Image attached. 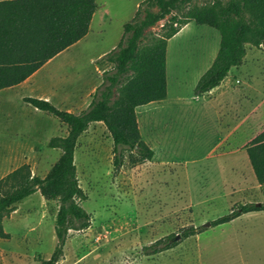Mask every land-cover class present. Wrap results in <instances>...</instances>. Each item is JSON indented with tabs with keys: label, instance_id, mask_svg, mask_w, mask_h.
<instances>
[{
	"label": "rangeland",
	"instance_id": "rangeland-1",
	"mask_svg": "<svg viewBox=\"0 0 264 264\" xmlns=\"http://www.w3.org/2000/svg\"><path fill=\"white\" fill-rule=\"evenodd\" d=\"M143 1L96 0L88 34L32 75L26 84L30 90L13 92L11 114H23L17 100L20 93L48 95L57 108L74 113L87 108L105 72L113 68L111 59L121 51L118 44L124 25ZM203 1L195 0L192 5ZM168 18L146 29L141 43L159 34ZM219 42L217 30L196 23L169 42L168 96L136 108L141 138L153 150L151 160L134 163V155L120 147L123 163L116 168L113 140L102 122L91 123L78 138L77 178L87 195L79 204L91 221L82 231L68 232L58 264H264V211L204 226L240 204L264 203V187L250 182L243 165L246 182L222 177L220 137L229 122L217 105L218 93L194 96L196 77ZM250 67L258 86L264 75V54ZM39 113L34 114L40 125L36 123L33 143L18 146L26 158L20 155L9 174L22 168L31 176L45 177L61 155L60 149L48 147V141L66 136L67 127L52 114ZM8 182L6 190L10 189ZM57 210L58 202L46 200L39 192L17 203L3 221L9 236L0 238V264H40V259H48L56 244ZM191 226L203 229L182 238L183 230ZM172 235L179 239L176 245L152 251L157 241Z\"/></svg>",
	"mask_w": 264,
	"mask_h": 264
},
{
	"label": "trees",
	"instance_id": "trees-1",
	"mask_svg": "<svg viewBox=\"0 0 264 264\" xmlns=\"http://www.w3.org/2000/svg\"><path fill=\"white\" fill-rule=\"evenodd\" d=\"M144 0L133 19L124 25L118 44L119 55L111 59L113 68L104 74L88 107L80 113L56 108L36 97L23 100L36 109L52 114L68 133L51 137L48 147L61 150L45 177L31 176L22 168L0 180V238H8L3 221L15 205L35 192L46 200L57 201L55 248L40 264H58L70 230L89 227L90 214L79 204L87 200L77 178L75 148L78 138L94 122H102L113 140L114 166L120 167L129 150L134 163L151 160L153 150L142 140L136 108L167 97V42L189 22L206 25L220 34L219 48L211 66L194 87L199 96L217 87L233 67L240 66L246 45L264 43V0ZM96 0H7L0 2V89L24 82L49 60L83 39L89 32L96 11ZM169 18L159 34L142 44L146 29ZM118 98L113 99L114 92ZM248 158L258 184L264 187V130L247 146ZM10 182V189L5 184ZM8 182V183H9ZM264 211V203L249 202L232 208L211 221L212 226L229 223L250 212ZM203 226L185 228L182 238L201 232ZM176 235L159 240L152 251L165 250L178 243ZM163 244L158 247L159 244Z\"/></svg>",
	"mask_w": 264,
	"mask_h": 264
},
{
	"label": "crops",
	"instance_id": "crops-1",
	"mask_svg": "<svg viewBox=\"0 0 264 264\" xmlns=\"http://www.w3.org/2000/svg\"><path fill=\"white\" fill-rule=\"evenodd\" d=\"M1 1L7 0H0V2ZM193 23L194 22H189L183 26L174 37L168 40L166 57H168L169 42L182 35ZM218 48L219 46L216 45L214 50L210 51L207 63L196 77L197 81L211 66L216 57ZM263 54L264 43L259 47L249 44L246 45V55L243 63L240 66L233 67L217 87L207 93L199 95L200 97H204L209 94L218 93L219 97L217 98V105L221 108L220 112L222 114L224 113L226 123L229 122L225 126V135L220 137V144L223 146L220 156L223 158L224 162L222 164H218V166L221 168L222 177L239 178L238 180H240V182H246L247 180L244 179L246 178L245 174L241 169V166L243 165L247 172L246 176L250 177V182L255 183V185L259 187L260 185L256 180L248 158L246 146L264 130V75L261 79L262 83H259L260 85L257 86L254 82L255 78L257 79V75L252 74V68L250 67L255 61V58L257 56L261 57ZM58 55L49 60L45 65L57 59ZM45 65L41 68H44ZM232 73L235 75L234 77L232 76ZM32 75L30 77H32ZM30 77L18 85L0 89V177L13 171L14 167L17 166V161L20 159V155L23 159L26 158L24 156L26 153H22L18 146L31 145L33 143L34 129L36 127V123L39 124L34 120V114H40V110L23 100L25 97H31L30 93L27 96L20 93V96L17 98V100L22 104L23 114L20 113V115H14V113L11 114L9 111V105L13 104L15 101L13 92L18 88L30 90L26 87V84L28 83L27 81ZM234 83H240V86H234ZM194 96L197 97L196 95ZM36 98L46 99L52 103L51 98L48 97V95L38 96ZM69 112L74 113L73 111ZM29 113L30 115L28 116ZM31 115L32 119L30 120ZM43 127L44 125H42V128ZM234 181L236 180H233V182ZM228 182L231 183V181ZM220 197L221 199L226 200L225 196Z\"/></svg>",
	"mask_w": 264,
	"mask_h": 264
},
{
	"label": "water",
	"instance_id": "water-1",
	"mask_svg": "<svg viewBox=\"0 0 264 264\" xmlns=\"http://www.w3.org/2000/svg\"><path fill=\"white\" fill-rule=\"evenodd\" d=\"M211 225V222H207L204 224L205 227H209Z\"/></svg>",
	"mask_w": 264,
	"mask_h": 264
}]
</instances>
